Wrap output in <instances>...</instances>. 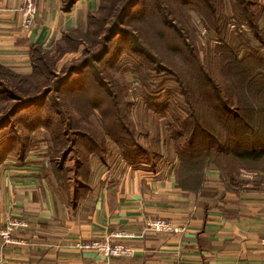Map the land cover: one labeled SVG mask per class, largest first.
Listing matches in <instances>:
<instances>
[{"label":"rangeland","instance_id":"1","mask_svg":"<svg viewBox=\"0 0 264 264\" xmlns=\"http://www.w3.org/2000/svg\"><path fill=\"white\" fill-rule=\"evenodd\" d=\"M128 4L129 0H95L87 20L37 54L27 74L0 69V159L8 156V163H15L26 154H42L51 170L63 169V179L74 176L87 147L104 156L130 155L134 149L152 162L159 154L157 145H166L168 162L174 163L169 137L177 134L172 118L182 115L184 106L171 73L178 60L173 45H181L180 41L191 45L223 88L231 83L223 71L228 62L217 61L209 45L227 44L239 57L264 55V0H191L187 4L136 0L133 6ZM162 5L170 10L164 12ZM213 18L218 32L210 26ZM114 29L116 34L111 36ZM184 57L194 63V58ZM254 86L251 94L256 90L260 99H254L257 107L246 115L253 125L263 126L264 82ZM38 99L42 102L19 105ZM191 100L192 112L205 117L204 103ZM188 121L193 126L194 120ZM236 121L227 124L243 131L245 123ZM199 133L194 135L198 148L202 140L203 146L210 143ZM240 133L235 132L236 138ZM219 142L224 143V138Z\"/></svg>","mask_w":264,"mask_h":264},{"label":"crops","instance_id":"2","mask_svg":"<svg viewBox=\"0 0 264 264\" xmlns=\"http://www.w3.org/2000/svg\"><path fill=\"white\" fill-rule=\"evenodd\" d=\"M22 2L0 0V64L26 74L31 49L46 50L81 26L95 0H77L69 10L62 0H37L30 30L19 24ZM163 152L150 162L139 154L87 151L74 176L59 175L60 182L42 154L0 159V231L7 217L26 223L8 242L0 235V264H262L264 182L253 180L264 171L240 169L250 181L231 185L219 169L205 168L192 182L177 155L170 163ZM147 217L172 219L185 230L148 232ZM108 234L133 245V255L105 257L72 246Z\"/></svg>","mask_w":264,"mask_h":264},{"label":"trees","instance_id":"3","mask_svg":"<svg viewBox=\"0 0 264 264\" xmlns=\"http://www.w3.org/2000/svg\"><path fill=\"white\" fill-rule=\"evenodd\" d=\"M76 1L77 0H62V8L64 10H69ZM132 1L134 2L130 5ZM178 1L187 4V2L189 3L191 0ZM135 2L136 0H129L128 7L133 6ZM241 3H244L245 7L247 6V1ZM162 6L164 12L170 10V7ZM185 7L187 8L188 6L185 5ZM215 19L216 18H213V21H210V26L218 32V25L215 24ZM247 22L252 26L249 19H247ZM115 34L116 32L114 29L111 36ZM252 35L256 39L259 37L254 31ZM180 44L181 45H173L171 49L175 56L177 55L178 59L176 65H174L175 68L171 69V73L176 77V92L182 101L184 112L182 115H173L172 121H174V123L172 124L174 125V132L177 134V137H169L173 142L174 153L179 160L180 169L185 173V176L188 174L192 182H198L201 179V173L205 168L219 169L221 174L229 179L231 185H242L243 183L249 182L250 180L247 178L239 176L238 173L240 169L264 171V125H253L252 122H249L248 116L246 115L252 112L253 109H256L257 104H255L256 102L254 99H260L257 97L256 90L255 93L251 94L250 88L255 87L254 85L259 81L264 82V55L248 54L245 57H239L238 52L234 50L235 48L226 47L227 44L209 45V52L214 53V58L217 61L225 59V61L227 60L228 62V66L230 63L234 66L228 67L227 64L224 65V77H227L231 83L227 88H225V85L223 88L220 86V82L212 77L206 66V62L199 59V53H197L191 45L188 47L187 44L183 45L181 41ZM237 44L241 45V42ZM42 50L43 49L39 47H33L31 49L30 54L33 66ZM184 54L194 58V63H192L190 59L187 61ZM235 65H237V67H235ZM218 66L220 69V63H218ZM0 69H4L13 75L19 74L1 64ZM64 81L65 79L61 81L59 85L63 84ZM207 92H210V94L207 95ZM252 96L256 97H254L252 101H248L247 98H252ZM42 98L44 99L46 97L42 95ZM194 98L198 99L199 103H204L203 110L206 113L205 117H203L202 113L197 112V115H195L192 112L190 105L194 104L191 100ZM39 102H42V99L31 100L28 103H20L19 105L24 107L26 104H35ZM14 105L18 106L17 104ZM11 114L12 113H10V115ZM196 117L198 119L197 121ZM190 119L194 120V123H192L193 126H191L190 123L188 124V120ZM236 119L244 122V129L248 128L249 130L243 129L242 131L227 124L230 121L237 122ZM171 126L172 125L169 123L168 129H170ZM165 130L167 131V128H165ZM198 130L201 131L199 135L202 136L204 140L210 141V143L207 142V144L203 146L202 140L200 148L197 147V141L194 138ZM235 132H241V137L236 138ZM257 134H259L260 137H257ZM223 138L225 142L220 143L219 139L222 141ZM195 146L198 149H196ZM166 149V145H163V148L157 145V151L159 153L157 157H161L165 152H163V150ZM91 150L95 151L92 147L84 148L81 152V156L84 157V154ZM197 150L198 153H195ZM167 151L166 153H168ZM138 154L141 156L144 155L132 149L130 156ZM78 164H81V162ZM55 171L59 175V173L63 172V169L59 168V170ZM253 181L254 183L264 182V175L256 176Z\"/></svg>","mask_w":264,"mask_h":264},{"label":"built area","instance_id":"4","mask_svg":"<svg viewBox=\"0 0 264 264\" xmlns=\"http://www.w3.org/2000/svg\"><path fill=\"white\" fill-rule=\"evenodd\" d=\"M37 15V0H23V4L20 7V26L24 30L31 29L35 24ZM145 230L148 232H172V233H182L185 230L183 225H180L173 221L172 219L166 217H147L144 220ZM26 225V223L20 219L13 217H7L6 223L3 229L0 231V235L4 242L10 241L11 232L21 226ZM116 235L132 237L131 233L120 232ZM113 234H108L102 238H95L92 240L78 239L72 246L76 249H87L93 250L98 254L105 257L111 256H131L135 251V247L124 241L112 240ZM261 245L263 247L261 261L264 264V237L260 239ZM174 264H184L181 260H177Z\"/></svg>","mask_w":264,"mask_h":264}]
</instances>
